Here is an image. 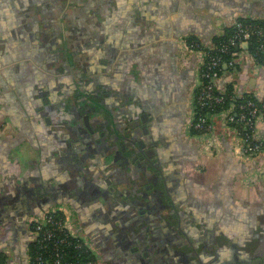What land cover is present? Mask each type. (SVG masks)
<instances>
[{"label": "crops", "instance_id": "1", "mask_svg": "<svg viewBox=\"0 0 264 264\" xmlns=\"http://www.w3.org/2000/svg\"><path fill=\"white\" fill-rule=\"evenodd\" d=\"M74 1L77 25L83 28V33L90 25L95 56L119 64L116 78L124 80L128 63L131 72L136 65L133 59L144 58L149 62L156 57L153 51L158 49L163 52L165 64L174 59L175 73L188 84L191 111L202 59L198 52L187 48L185 40L194 37L203 45L211 46L215 36L224 33L240 18L264 19V0ZM42 16L40 13L39 17ZM36 17L33 0H0V264H31L30 248L35 236L32 225L46 210H65L70 231L83 238L87 233L78 228L76 215L74 219L70 216L68 203L53 199L48 191L51 185H56L58 192L63 189L66 166L61 156L65 148L63 120H66L61 116L62 108L49 114L53 103L44 102L39 94L38 89L45 87L46 71L31 58L34 47L40 49L41 45V38L35 37ZM106 46L114 51L112 57H103L101 50ZM237 51V70L225 72L218 87L222 89L228 82H234L238 94L252 90L264 96V63L256 61L249 47L242 46ZM40 71L43 74L35 73ZM117 80L111 81L123 90ZM101 84L109 83H100L95 90L97 97L106 102L103 105L106 108V104L112 103L107 102L111 99L104 98ZM101 113L92 116L93 131L100 137L106 132L102 137L107 140L106 148L110 149L108 135L113 130L112 122L104 119L109 118L107 110ZM217 127L218 147L212 153L203 139L191 133L189 120L182 131V140L191 147L186 151L180 172H184L185 183H190L193 194L202 195H197L199 199L207 203L221 201L237 219L255 225L257 234L264 236V153L254 160L241 158L235 135L222 127L221 118L217 119ZM255 136L264 137L262 120L257 123ZM103 143H97L99 152L96 148L93 157H101L104 168L112 171L115 167L121 168L123 172L119 177L112 176V189L115 190L117 183H125L118 178L127 176L129 179L122 187L131 189L127 196L131 200L141 198L142 191L151 193L153 190L144 188L146 182L139 183L140 178L137 181L131 176L132 164L126 160L127 155L119 153L121 161L127 165L122 167L114 161V153L100 155L105 147ZM92 244L94 249L95 244ZM165 244L170 254L167 263L175 264V238L172 236ZM165 244L160 240L158 248L163 250ZM94 252L97 264H115L116 253L112 256L97 249Z\"/></svg>", "mask_w": 264, "mask_h": 264}, {"label": "flooded vegetation", "instance_id": "2", "mask_svg": "<svg viewBox=\"0 0 264 264\" xmlns=\"http://www.w3.org/2000/svg\"><path fill=\"white\" fill-rule=\"evenodd\" d=\"M33 3L35 37L41 38V45L40 49L34 47L31 58L46 71L42 75L45 87L38 89L39 94L44 102L53 103L49 114L62 108L66 120L63 189L58 192L51 185L48 191L53 199L68 203L70 216L74 219L76 215L78 228L89 233L84 238L95 244L94 250L116 253L115 264H168L165 242L173 236L175 264H264V236L257 234V227L237 219L219 200L207 203L199 199L197 195H202L193 194L180 172L191 147L182 140V131L192 114L188 84L175 73L174 59L165 64L163 52L156 49L154 59H133L132 73L128 63L125 79L116 78L119 64L95 56L90 25L85 33L77 25L74 0ZM101 52L103 57L114 53L107 46ZM112 79H118L123 90ZM100 83L105 84H101L104 98L112 103L106 108L95 91ZM103 109L109 115L104 119L111 120L113 127L108 135L110 149L105 146L106 132L100 137L93 131L92 116L102 115ZM102 142L105 147L100 155L114 153V161L121 167L127 166L121 161L123 153L127 155L131 176L153 191H142L141 198L131 200L127 197L131 189L122 187L127 176L118 178L125 183H117L113 190L112 176L123 172L104 168L101 157H93L97 143ZM61 211L67 221L65 210ZM160 240L165 244L163 250L158 248Z\"/></svg>", "mask_w": 264, "mask_h": 264}, {"label": "built area", "instance_id": "3", "mask_svg": "<svg viewBox=\"0 0 264 264\" xmlns=\"http://www.w3.org/2000/svg\"><path fill=\"white\" fill-rule=\"evenodd\" d=\"M234 24L238 31L219 48L220 54H215L209 49L200 48L199 45L190 43L188 39L185 40L187 48L190 51L198 52L202 59L199 83L194 90L190 130L192 131L194 128L200 131L201 133L198 136L206 142V147L213 153V150L218 147L216 138L217 119L221 118L222 127L231 130L235 135L239 156L254 160L264 153V137L256 138L255 136L258 121L262 120L264 122V96L252 90L242 94L235 93L228 109L218 107L224 104L227 99V85L222 89L218 87V81L225 73L222 71L221 66L225 63L231 68L232 72H235L238 68V51H233L232 48L234 46L241 48L244 42H249L254 33L241 21H236ZM258 33L264 36V27L260 28ZM229 52L232 53L234 58L226 61L224 60V53ZM204 79H206V82ZM57 211L61 210L48 211L42 218L33 222L34 241L41 232L46 233L48 239L52 237V230L46 228L60 223L53 215ZM56 264L63 263L58 261Z\"/></svg>", "mask_w": 264, "mask_h": 264}, {"label": "trees", "instance_id": "4", "mask_svg": "<svg viewBox=\"0 0 264 264\" xmlns=\"http://www.w3.org/2000/svg\"><path fill=\"white\" fill-rule=\"evenodd\" d=\"M238 21H241L245 26L254 31L249 39V50L257 62L264 63V36L258 33V30L264 27V19L240 18ZM237 31L238 29L235 24L227 27L224 33L214 37L211 46L203 45L202 42L194 37H190V43H195L203 49L212 50L215 54H220L219 48ZM232 49L233 51H237V47L235 46ZM233 58L232 53H224V60L229 61ZM221 67L223 72H227L229 69L231 70L225 63ZM204 81L206 82V79ZM235 93L234 82H228L226 86L227 99L224 104L218 107L228 109ZM191 133L198 135L201 132L193 128ZM53 215L60 223L46 228L53 232L50 239H48L46 233L41 232L36 240L32 242L30 248L31 264H56L58 261L63 264H97V256L93 247L89 242L87 243L85 238L70 231L66 224L65 214L62 211H57Z\"/></svg>", "mask_w": 264, "mask_h": 264}, {"label": "water", "instance_id": "5", "mask_svg": "<svg viewBox=\"0 0 264 264\" xmlns=\"http://www.w3.org/2000/svg\"><path fill=\"white\" fill-rule=\"evenodd\" d=\"M244 48H248L249 47V42H244L242 45ZM48 211V210H47Z\"/></svg>", "mask_w": 264, "mask_h": 264}]
</instances>
